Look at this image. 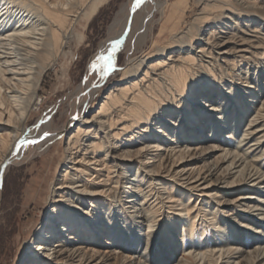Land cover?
<instances>
[{
  "label": "bare ground",
  "instance_id": "1",
  "mask_svg": "<svg viewBox=\"0 0 264 264\" xmlns=\"http://www.w3.org/2000/svg\"><path fill=\"white\" fill-rule=\"evenodd\" d=\"M99 1L0 0V175L39 158L26 197L43 207L13 264H167L170 244L177 247L187 229L198 249L228 234L203 264H264V242L237 244L236 226L226 231L219 208L231 206L225 212L237 221L239 203L264 219V0H198L191 21L174 23L159 45L134 58L164 2L126 0L70 91L62 123L52 117L28 132L45 101L47 71L62 66ZM120 50L127 54L120 76L97 101ZM225 126L227 140L219 138ZM259 193L263 200L252 203ZM165 205L173 212L165 214ZM199 215L211 226L199 231ZM183 251L176 264H195Z\"/></svg>",
  "mask_w": 264,
  "mask_h": 264
},
{
  "label": "rangeland",
  "instance_id": "2",
  "mask_svg": "<svg viewBox=\"0 0 264 264\" xmlns=\"http://www.w3.org/2000/svg\"><path fill=\"white\" fill-rule=\"evenodd\" d=\"M125 1L126 0H100L94 11L91 12L86 21L81 24V26L77 30V40L73 42L70 47L66 48V56L62 61V66H60L58 71H54L52 69H49L47 71L44 81L42 82V94L45 97V101L36 110V114L33 116V119L28 122V132L34 129L37 122H39L40 125H43L52 117H54V125H60V123H62L67 114V111H70V91L75 85H77L84 79V75L90 58L96 52L100 42L107 35L109 25L113 21L116 12ZM162 1L164 2L163 9L154 11L152 13V16L150 17L152 18L151 20H153L154 25L147 43L133 50V58L142 55L145 51L150 50L152 46L159 45V43L163 40V36L168 35L170 27L173 26L174 23L184 22L187 24L189 21H191L193 14L199 8L198 0ZM126 59L127 54L124 52V50H120L117 55L114 68L109 73L107 79L103 83L99 84L98 93H96L94 96L97 101L101 99L102 95L106 92V90L114 82V80L120 76L119 69L124 66ZM94 81L97 83L100 82L98 79H94ZM262 83H264V79L261 80V84ZM262 87H264V84H262ZM236 106L233 107L236 108ZM88 108L89 106H87V104L81 106V109L83 111L87 110ZM251 108L249 109L250 112L248 116H245L243 118V122L239 123L241 125L240 130L237 133H233L234 139H230L231 144L236 145L238 139H240V137L242 136L244 129H246L248 118L253 113ZM215 115L216 113H213L212 116L214 117ZM224 128L225 129H221V136L219 138L227 140L229 130L227 126H225ZM214 129L215 128L211 126V130L209 129L208 134L210 135ZM258 135L259 134L255 135V137ZM58 140L59 138L55 140V142L57 143V146L61 148L62 143ZM253 140L254 138L251 139V142ZM251 142H249L246 146H248ZM246 146H244V148ZM261 147L264 148V138L261 141ZM263 158L264 154L262 158L260 157V159L258 160L259 164L262 165L260 168L261 171L264 170ZM39 161L40 159L37 158L34 164L24 162L20 165H9L4 169L3 174L0 175V264H13L14 260L20 252L21 245L23 243L22 238L25 235H30V226L31 228L35 229L40 222L41 214L43 211L42 204L35 205L26 197L27 189L32 182V178L40 168ZM55 166L57 167V163L55 164ZM53 174V178H55L58 174V171L54 172ZM262 184L263 183H260L259 185L262 186ZM262 190V197L264 198V188ZM237 194H239V192L236 194L234 193L233 196ZM260 194L261 193L256 195L254 194L255 197L251 199L252 203L257 200H263L257 197V195ZM200 199L201 197L198 199V201ZM235 205L236 208L234 209V212L242 214V220H248V222L252 221V225L257 226L259 230L253 228L254 226L247 227L243 225L242 221L239 220L241 217H238L239 219L237 221L232 217H227L228 213L225 212V210H229L231 206H226L227 208L219 206L222 214L225 215V219H227L224 226L226 231L228 229H232L233 226H236L235 229L237 239L235 240L239 245L241 243L248 242L249 246L254 247L255 245H257V243H254L256 242V240H259V242H264V219L257 215V211L252 212L242 210V207L239 206V203H235ZM163 212L165 214L167 212H169L168 214H170V212H173L172 205H165V207L163 208ZM180 218L183 219L181 216H179V219ZM196 218V222L199 223V226L197 228L199 231L204 226V224H206V226H211L212 224V222H204V217L200 215ZM177 222L179 224H185V222H183L182 220H179ZM210 228V232L207 236H205L207 241L212 239L214 240L212 235V227ZM135 230L138 231L137 228H135ZM179 232L181 233V231ZM227 235L228 234L223 231L217 235L218 240L214 243V245L211 246L210 244L209 246H206L205 249H198L194 246H189V243L191 244V236L190 233H188L187 229L185 231V235H182L183 238L181 236V239L177 237V247H175L172 243L170 244L172 246V251H168L167 253L169 257L171 256L174 258L167 264H176V260L179 259L182 254H184L183 248H186L187 252L185 251V254H193V256L195 257V264H203L204 260L209 259L208 255L212 251V254L215 253V255L213 256V259H215L221 252H217V250L220 248V245H218V241L221 240V242H225L226 238L228 237ZM197 239V241H199V238ZM160 243L162 244V241H158L155 244V249H158V246H161ZM203 254L207 256L204 257L205 259L202 257ZM219 263L220 260H218L217 264Z\"/></svg>",
  "mask_w": 264,
  "mask_h": 264
},
{
  "label": "snow or ice",
  "instance_id": "3",
  "mask_svg": "<svg viewBox=\"0 0 264 264\" xmlns=\"http://www.w3.org/2000/svg\"><path fill=\"white\" fill-rule=\"evenodd\" d=\"M140 2H141V0H136V4H137V6L139 5ZM101 59H105V58H104V57H101ZM110 59H111V58L108 57L106 62L110 61Z\"/></svg>",
  "mask_w": 264,
  "mask_h": 264
}]
</instances>
